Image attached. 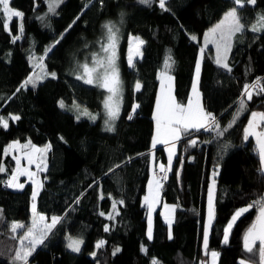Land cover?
Here are the masks:
<instances>
[{
  "label": "trees",
  "instance_id": "trees-1",
  "mask_svg": "<svg viewBox=\"0 0 264 264\" xmlns=\"http://www.w3.org/2000/svg\"><path fill=\"white\" fill-rule=\"evenodd\" d=\"M10 6L25 14L24 36L13 42L14 35L5 30L0 20V115L9 119L7 130L0 127V162L7 171L14 166L12 155L4 154L10 140L49 142L51 150L47 153V170L42 173L43 188L36 201L37 211L48 217H63L45 244L38 246L29 258L30 264H152L153 260L157 264H198L199 261L207 264L208 254L201 249L204 200L217 164V216L209 250L216 249L220 253L217 264H238L240 259H245L246 264L253 261L259 264L258 252L249 254L243 250V234L257 215L255 208L237 221L227 245H222L221 241L223 228L233 211L264 194V175L254 140L252 137L247 142L243 140V129L251 112L264 111V94L253 96L248 110L223 136L200 132L179 142L173 170L163 181L161 192L164 202L177 206L171 225L173 239H168L169 226L157 208L153 239L148 240L146 207L142 206L141 197L150 173L157 76L166 56L170 54L175 61L171 71L175 98L185 103L204 32L227 9L238 8L246 27L237 34L229 54L232 71L215 64L213 47L208 46L201 58L198 85L205 108L217 116L221 128L228 127L242 98L244 84L253 82L256 77L264 82V31L254 33L250 28L258 14H264V0H257L255 6L245 4L243 7L235 5L234 0H170L171 11L161 10L158 0H152L151 6L140 4L138 0H103V3L65 0L57 8L58 15L49 16H45L46 0L35 3L34 0H10ZM78 15L80 19L60 39L61 33H65ZM109 21L120 25L118 63L124 83L121 114L113 132L104 130L106 92L77 80V74L71 72L92 62L90 54L100 50L99 39ZM129 34H136L145 41L134 69L127 64ZM190 34H195L197 40L192 41ZM48 48L52 51L44 64L57 78L48 76L36 88L29 86L17 92L33 70L34 62H30L29 57L42 55ZM137 80L143 85L138 93L134 92ZM75 84L80 88L77 91H82L83 98L89 101L90 108L79 102L81 99L72 89ZM61 100L65 104L63 109L59 106ZM134 103L139 104V108L129 120ZM84 109L96 116L95 122L85 116L76 119ZM11 115H19L21 119L13 122ZM193 138L198 141L195 147L189 144ZM225 144L229 145L227 149ZM7 171L0 173V181H7ZM121 199L125 204L117 205L119 215L109 220L107 214L112 212L113 200ZM30 202V183L23 189L7 188L0 183L3 217L0 264H9L11 249L19 246L18 240L11 239L7 225L14 221L30 225ZM101 212L105 215H100ZM105 225L110 231H104ZM67 236L83 239L79 252L67 248ZM101 240L106 243L97 249L95 245ZM141 245L146 250H142ZM117 247L121 251L113 255ZM250 256L251 261L247 259Z\"/></svg>",
  "mask_w": 264,
  "mask_h": 264
},
{
  "label": "snow or ice",
  "instance_id": "snow-or-ice-1",
  "mask_svg": "<svg viewBox=\"0 0 264 264\" xmlns=\"http://www.w3.org/2000/svg\"><path fill=\"white\" fill-rule=\"evenodd\" d=\"M36 0H34V3ZM48 4V12L45 16L58 15L57 8L65 2V0H46ZM103 3V0H100ZM140 4L151 6L152 0H138ZM158 4L161 10L171 11L170 0H158ZM234 4L243 7L245 4L255 6L257 0H234ZM25 14L22 11L16 10L10 6V0H0V20L3 21V27L5 30L11 32V21L18 18L17 35L13 36V42L19 41L24 36V20ZM38 19L44 20V17H38ZM80 19L78 15L72 23L65 29V33H61L60 39H63L64 35L69 29ZM50 26V25H49ZM246 25L243 23V18L238 14V8L232 7L229 11L224 13L223 18L204 33V47L200 49L201 58L203 53L209 44L215 47V64L221 69L231 72L232 69L229 64V54L232 52L234 46V39L237 34L242 33L245 30ZM106 29L104 41L101 42L100 52L92 54V64L84 63L79 67L82 69V75L76 76L77 80H83V83L88 85H95L103 89L107 95L103 101V108L105 114V128L107 132L115 131V122L120 118L121 108L123 104V91L124 83L121 77L120 66L118 63L119 55V41L120 37L118 29L111 24L104 25ZM252 32L264 31V14H258L256 23L251 27ZM192 41L197 40L195 34H190ZM60 41L57 40L58 44ZM145 41L139 36H130L129 38V51L127 56V64L129 68H135V57L142 56V46ZM53 45L52 47H54ZM52 48H48L44 55L39 57L30 56V62L38 60V63H33V69H39L34 75H29L17 88V92L22 89H27L29 86L36 88L38 83L43 81L48 76L56 79L57 74L49 72L44 64L45 58ZM201 58H198L195 65V75L192 82V93L189 96L187 104L178 103L172 92V80L173 77L170 74L173 70L175 61L171 55H167L162 70L158 73L157 79L160 81V90L156 98L155 111L153 114V120L155 121V132L151 141V148L157 149L158 145H163L167 152V166L164 163L159 164L160 172L162 176L154 174L148 182V193L143 197V205L147 207V218L148 228L146 236L148 240L153 239V212L154 205L160 202L161 192L163 190V181L168 179V173L173 170L174 157L178 155L176 149L184 137H192L194 134L200 132L212 133L215 132L217 137L223 136L229 128H231L236 119L239 118L244 112L248 110V102L253 100V96H260L264 94V82L261 78L257 77L255 81L251 83H245L243 91L241 92V99L238 101V107L234 114L232 124H229L226 128H221L218 122L217 116L207 110L200 101V91L198 85L200 83L201 75ZM143 85L139 80L134 84V92H140ZM243 97H246L244 99ZM59 106L63 109L65 104L63 100L59 102ZM79 108V105H76ZM139 108V104L134 103L132 109L128 115V119L132 120L136 110ZM81 116L88 117L90 120L95 122L96 116L92 115L87 109L80 112L76 119L79 120ZM11 121H19L21 117L19 115H11ZM0 127L7 130L9 128V119L0 115ZM255 139L256 151L259 155L260 160V171L264 174V111H252L250 118L247 121V125L243 129V140L249 141V138ZM197 139L193 138L189 141L190 146L195 147ZM228 144L224 145L227 149ZM51 150V145H45L44 147H37L32 144L29 140L25 143L19 141H13L7 145L4 149V154L8 155L11 153L21 152L23 156L13 154L12 159L15 161V168L12 170L11 175L7 181H0L4 183L7 188L11 189H23L24 184L20 183V177H27L32 184L31 193V210L33 218L30 225H25L21 222H11L7 225L11 235V239L18 240L19 246L11 249L12 255L9 257V264H30V257L37 251L38 246H43L49 234L52 233L53 229L59 225L63 217L53 216L50 222L44 215L37 212V198L40 195V190L43 188V183L38 179L40 172L47 170L46 165V154ZM154 158V156H153ZM21 159L27 161L29 166L35 164L37 171H31L29 167H22ZM131 159V158H129ZM183 164V158H181V165ZM120 165H116L119 167ZM6 167L0 162V173H5ZM111 172L112 169H109ZM219 174V164L214 166L212 172V180L208 185L207 194V211L206 218L203 222V241L202 247L205 253L209 251L210 245V234L213 231L214 221L217 216L216 202H217V186L216 176ZM179 175V172H177ZM46 179V177H45ZM110 195V194H109ZM101 199L104 196L101 195ZM79 202L78 200L76 201ZM123 206L125 201L113 200L112 212L107 214L109 220H114L115 216L119 215L117 205ZM165 211L161 213L164 216L165 221L169 225L168 239H173L171 225H172V214L176 210V205H163ZM257 210V215L252 224L247 228L243 234V250L249 254H255L258 252L259 264H264V194L258 196L257 199L247 204L246 206L237 209L234 214L231 215L227 222V225L223 228L222 245L229 243L230 234L236 225L237 221L243 217L246 213H249L251 209ZM100 215H105L101 212ZM0 223H3L2 210H0ZM105 232L110 231L108 225H105ZM67 248L72 252H79L81 245L84 243L82 238L69 236ZM258 242V249L256 248ZM106 242L101 240L98 241L95 247L101 248ZM142 250H146L144 245H141ZM121 249L115 248L113 255L119 253ZM96 255L95 252L92 253ZM220 253L212 250L210 256L212 264H216ZM249 261L252 257L247 258ZM152 264H157V261L153 260ZM238 264H246L245 259H240ZM253 264L255 262L253 261Z\"/></svg>",
  "mask_w": 264,
  "mask_h": 264
},
{
  "label": "rangeland",
  "instance_id": "rangeland-1",
  "mask_svg": "<svg viewBox=\"0 0 264 264\" xmlns=\"http://www.w3.org/2000/svg\"><path fill=\"white\" fill-rule=\"evenodd\" d=\"M232 8V7H231ZM231 8H229V9H227L224 13H226L227 11H229ZM14 9H16V10H18L17 8H14ZM20 11V10H19ZM223 16H224V14L222 15V17L217 21V22H215L211 27H213L215 24H217L222 18H223ZM11 23V22H10ZM13 24H11V33L13 34V35H17L16 34V31H17V25H18V18L17 19H14L13 20V22H12ZM106 24H111V25H114L117 29H118V34H119V31H120V25H119V23L118 22H116V21H109L108 23H106ZM105 24V25H106ZM253 24H255V23H253ZM252 24V25H253ZM252 25H251V27H252ZM211 27H209L206 31H208ZM250 27V28H251ZM205 31V32H206ZM204 32V33H205ZM105 33H106V29L105 28H103V31H102V33H101V40L99 39V46L101 45V42H103L104 41V38H105ZM208 46H212L213 47V55H214V58H215V47L213 46V45H211V44H209ZM207 46V47H208ZM202 47H204V34H203V36H202V44H201V47L199 48V50H198V53H197V59L198 58H201V54H200V49L202 48ZM99 49H100V47H99ZM100 52V50L99 51H95V52H93V53H99ZM92 53V54H93ZM45 54V53H44ZM44 54H42V55H44ZM92 54H90V58L92 59ZM35 57H39V56H41V55H39V54H35L34 55ZM34 63H38L39 61L38 60H34L33 61ZM32 62V63H33ZM90 66H91V64H92V62H87ZM39 71V69H33L32 71H31V73L30 74H28V76L29 75H34L36 72H38ZM49 71V70H48ZM49 72H51V71H49ZM71 72H73V73H75V74H80V75H82V69L80 68L79 69V71H77L76 69L75 70H72ZM27 76V77H28ZM26 77V78H27ZM83 87H85V86H83ZM86 88V87H85ZM88 88V87H87ZM72 89H73V92L75 93V95H77V98L79 99H81V101H79L81 104L82 103H84V105L87 103V100L85 99V98H83V92L81 91V92H78L77 90L78 89H80L79 88V86L78 85H73V87H72ZM85 91H86V89H84ZM107 95V93L105 94V96ZM105 98V97H104ZM202 100V98H200V101ZM201 104L203 105V102L201 101ZM251 115V114H250ZM13 141H19V142H21V143H25V142H27V141H29L28 139L27 140H10L9 142H8V144L9 143H11V142H13ZM7 144V145H8ZM32 144H34V145H36L37 147H44L45 145H49V142H46V143H44V144H36V143H33L32 142ZM7 145H6V147H7ZM10 154L11 155H13V154H15V155H18V156H23V153H21V152H16V153H11L10 152ZM21 165H22V167H29L30 168V170L31 171H37V169H36V166H35V164H33V165H31V166H29L28 164H27V161L26 160H24V159H21ZM46 165H47V154H46ZM15 168V161H14V166H13V168L11 169V171H7V179L9 178V176L11 175V172H12V170ZM42 173L43 172H40L39 173V175H38V179H40L41 181H43V176H42ZM20 183H23L24 184V186L27 184V183H30L31 184V182L28 180V178L27 177H20V181H19ZM31 193H32V184H31ZM147 193L148 192H146V193H144L143 195H142V197H141V203L143 204V197L145 196V195H147ZM160 201H161V199H160ZM31 203H32V201L30 202V222L32 221V218H33V214H32V210H31ZM163 203L165 204V203H167V202H164L163 201ZM159 204H160V202L159 203H157V204H155L153 207H154V209L156 210L157 208L159 209L160 207H159ZM168 205H170V206H172V204H170V203H167ZM146 207V206H145ZM240 207H243V206H240ZM240 207H237L234 211H233V213L232 214H234V212L237 210V209H239ZM155 210H154V212H155ZM160 211H161V213L162 212H164L165 211V209H164V207H163V205H162V207L160 208ZM38 212V211H37ZM154 212H153V218H154ZM39 214H42V213H40V212H38ZM231 214V215H232ZM42 215H44V214H42ZM45 217H46V219H47V222H50V220H51V217H53V216H51V217H48V216H46V215H44ZM164 217V216H163ZM231 217V216H230ZM230 217H229V219H230ZM165 219V218H164ZM228 219V220H229ZM14 222H19V221H14ZM228 222V221H227ZM22 223V222H21ZM167 223V222H166ZM146 224H147V226H146V229L148 228V218H147V207H146ZM167 225H168V223H167ZM226 225H227V223H226ZM225 225V226H226ZM169 226V225H168ZM69 236H67L66 238H68ZM67 243H68V239H67ZM212 250H215V251H217L216 249H210L209 251H208V257H207V264H212V259H211V256H210V252L212 251ZM218 261V260H217ZM217 261H216V264H217Z\"/></svg>",
  "mask_w": 264,
  "mask_h": 264
},
{
  "label": "crops",
  "instance_id": "crops-1",
  "mask_svg": "<svg viewBox=\"0 0 264 264\" xmlns=\"http://www.w3.org/2000/svg\"><path fill=\"white\" fill-rule=\"evenodd\" d=\"M130 36H137L136 34H129L128 36V45H127V56H128V51H129V38ZM140 37V36H139ZM141 38V37H140ZM142 39V38H141ZM139 58V57H135V60ZM162 69L159 70V72L161 71ZM173 77V80H172V92H173V95H174V76L172 73H170ZM194 75H195V68H194V71H193V77H192V82H193V78H194ZM87 88V87H86ZM199 88V87H198ZM159 90H160V81L158 80V86H157V93H156V98H157V95L159 93ZM200 91V89H199ZM192 93V84H191V89H190V95ZM189 95V96H190ZM175 97V95H174ZM156 98H155V103H154V107H153V113H152V117H153V114H154V111H155V104H156ZM200 98H202V94H201V91H200ZM176 99V98H175ZM189 99V97H188ZM188 99L186 100L185 103H181V104H187L188 103ZM177 101V100H176ZM203 102V98L201 100ZM178 102V101H177ZM179 103V102H178ZM82 106L86 107V108H90V105H89V101H87V103L84 105V103L81 104ZM204 106V104H203ZM205 107V106H204ZM154 132H155V121L153 120V130H152V137L154 135ZM151 141H152V138H151ZM150 155H151V164H150V173L148 175V178H147V181H146V187H145V193L148 192V182L149 180L152 178L153 176V169L154 167L158 166L159 167V164L160 163H164L165 166H167V152L165 151L164 149V146L163 145H158L157 146V149L156 150H153L152 148L150 149ZM154 156V158H153ZM162 205H164L163 203V200L161 198V201H160V204H159V207L161 208ZM160 208H159V211H160ZM161 213V211H160ZM164 218V217H163ZM171 219L173 220V214H172V217ZM165 220V219H164ZM227 223V222H226ZM225 227V226H224ZM146 232H147V229H146ZM223 238V236H222ZM198 264H202L201 261L198 262Z\"/></svg>",
  "mask_w": 264,
  "mask_h": 264
},
{
  "label": "water",
  "instance_id": "water-1",
  "mask_svg": "<svg viewBox=\"0 0 264 264\" xmlns=\"http://www.w3.org/2000/svg\"><path fill=\"white\" fill-rule=\"evenodd\" d=\"M254 141H253V145H254V147H255V149H256V146H255V139L254 138H252ZM257 152V151H256ZM257 154H258V152H257ZM258 157H259V155H258ZM260 161V160H259ZM264 175V174H263ZM212 180V179H211ZM211 180H209L208 181V184H207V187H206V194H205V200H204V216H203V222H204V220H205V218H206V211H207V194H208V185H209V183H211ZM202 226H203V224H202ZM210 237H211V234H210ZM202 241H203V227H202V236H201V249H202V251H203V253L204 254H206L205 253V251L203 250V247H202ZM208 254V253H207ZM206 254V255H207ZM203 264H206V262H203Z\"/></svg>",
  "mask_w": 264,
  "mask_h": 264
},
{
  "label": "built area",
  "instance_id": "built-area-1",
  "mask_svg": "<svg viewBox=\"0 0 264 264\" xmlns=\"http://www.w3.org/2000/svg\"><path fill=\"white\" fill-rule=\"evenodd\" d=\"M256 78H257V77H256ZM256 78H255L253 81H255ZM154 174H156V175H158V176H162V175H163V173L160 172L159 167L154 168L153 175H154ZM3 185H5V184L3 183Z\"/></svg>",
  "mask_w": 264,
  "mask_h": 264
}]
</instances>
